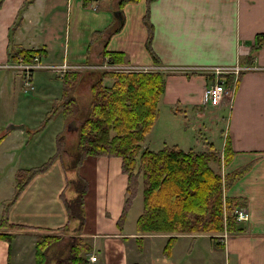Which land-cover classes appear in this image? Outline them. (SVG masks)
<instances>
[{
	"label": "crops",
	"instance_id": "crops-1",
	"mask_svg": "<svg viewBox=\"0 0 264 264\" xmlns=\"http://www.w3.org/2000/svg\"><path fill=\"white\" fill-rule=\"evenodd\" d=\"M146 10L157 62L145 45ZM258 34L264 35V0H119L118 4L116 0L2 1L0 64L17 63L21 56L13 53L22 48L40 49L39 62L46 64L66 60L72 64H96L104 49L123 51V63L142 68L155 65L168 68L159 110L164 107L172 112L177 106L191 111L206 105L204 88L214 73L188 67L247 66L237 74H223L225 79L231 75L233 82L236 80L232 82L234 93L230 106L223 107L228 109L223 147L228 139L233 150L226 172L238 166L243 168L237 179L224 189V195L234 197L238 201L236 205L247 206L250 218L239 222L242 228L230 234L185 232L176 234L170 241L169 233L137 232L136 219L141 208L132 221L127 216L120 228L117 220L127 194V176L121 169V158L88 157L80 171L89 183L83 203L86 218L81 236L91 246L84 255L88 259L91 254L97 256L90 264H264V43L254 48ZM33 61L32 58L26 62ZM62 71L55 73L56 78L65 73ZM93 71L83 72L79 82H84L86 73ZM27 73L31 76L30 68H0L3 104H19L21 78ZM33 75L32 81L36 83ZM41 86L48 93H58L50 83L46 86L37 82L35 90ZM31 107L37 112L42 109L40 105L28 106V112ZM5 123V127L0 124V155L5 151L3 145L12 139L15 142L30 137L29 125L23 120ZM36 123L37 117L32 119V125ZM9 124L15 126L8 127ZM166 143L179 147L184 144L180 138H171ZM256 143L262 144L259 151L253 149ZM63 165L57 159L46 171L36 173L13 201L16 168L12 167L6 179L0 168V182L7 181L0 195L6 204L2 205L0 200V220H6V232H14V236L0 238V264H13L14 251V258L19 260L22 233L54 230L67 222L61 194L72 198L74 190L64 189L66 179L73 178ZM18 224L29 227L16 229ZM3 230L0 228V232ZM139 239L141 246H138Z\"/></svg>",
	"mask_w": 264,
	"mask_h": 264
},
{
	"label": "trees",
	"instance_id": "trees-1",
	"mask_svg": "<svg viewBox=\"0 0 264 264\" xmlns=\"http://www.w3.org/2000/svg\"><path fill=\"white\" fill-rule=\"evenodd\" d=\"M2 1L0 0V4ZM123 1L125 0H121ZM147 15L148 10L144 15V22L148 27L145 45L157 62L151 47L152 26L147 21ZM118 19L120 23L123 22L122 17ZM263 43L264 35L258 34L254 48L257 49ZM40 51V49L22 48L13 54L20 55L25 61H30L33 55ZM103 55L108 56L109 63H120L124 52L104 49ZM70 72H73L72 75L76 78L82 74L80 71L68 73ZM68 73H65L64 77L68 81V86H71L73 84L70 82ZM166 75L167 72L160 68L102 70L91 84L89 104L78 107L76 116L68 115L67 121L78 120L80 150L76 154L73 153L74 158L71 162L62 163L66 168L76 167L87 155L121 158V169L127 176V194L117 220L120 228L131 208L139 177H141L142 210L136 219L138 233H169L168 240L172 241L179 233L216 234L222 230H238L242 226L235 221L233 215L238 201H235L234 197L225 196L224 189L237 179L242 167L234 172L222 173L211 164V161L219 156L216 152L184 150L176 144L151 150L143 142L159 117V101L165 90ZM105 76H110L112 79L106 80ZM232 80L233 77L228 75L225 83L230 85ZM232 155L233 150L229 140L226 139L221 153V162L230 163ZM55 157H59V154L50 156L39 166L17 169L16 191L12 201L36 173H42L52 165ZM71 182L74 183L77 194L72 198H64V205L68 213L78 217L83 224L85 222L83 193L87 184L82 178ZM5 221L0 220V228L5 231L0 232V238L14 236V232H6ZM15 227L18 229L29 226L18 224ZM55 235L54 232L38 235L35 252L38 264H46L48 245L52 243L48 241L57 238ZM71 238L72 245L66 254L68 260L73 264H90L89 259L84 255L91 250L86 238L80 235Z\"/></svg>",
	"mask_w": 264,
	"mask_h": 264
},
{
	"label": "rangeland",
	"instance_id": "rangeland-1",
	"mask_svg": "<svg viewBox=\"0 0 264 264\" xmlns=\"http://www.w3.org/2000/svg\"><path fill=\"white\" fill-rule=\"evenodd\" d=\"M97 1L99 0H96V2ZM118 1L119 0H116L117 4ZM95 5L98 7L97 4ZM124 56L122 57L123 59H121L120 63H114L129 65L123 63ZM107 59L108 56H104L102 52L100 58L97 59L98 61L96 62V64H72L67 60L59 64H46L42 62L37 63V59H34L33 62L24 61L23 64H26L30 68L31 76L29 75L30 77H28V82L25 76L24 78H21L22 91L19 104L11 106L9 104H3L2 98L0 97V124L1 127H5L7 124L5 123L6 121L23 120L26 125H29L27 128L30 129V132H28L30 137L28 136L15 142L12 141L16 139H12V141H9L7 144L3 145V149H5V151H3L0 155V168H2V170L4 171V179H6L10 175L12 167H15L17 171L18 168H29L32 165L34 167L39 166L47 159H49L50 156L56 153L59 154V157H55L54 161L59 159V162L68 164L73 160L74 154L78 153L80 150L79 135L77 130L78 120L73 121L74 123L70 125L71 120L67 121L68 115L76 116L78 114V107H82L83 105L86 106L87 104H89L92 92V82L98 78L102 70H110V68H107L106 66L107 64H109ZM18 64L19 63L16 62H6L5 64H0V68L16 70L24 67L23 64L22 66ZM157 66L158 65H155L154 68L158 69ZM188 68L196 69V67ZM62 69H66V72L62 71ZM87 69H93L94 71L92 74L86 73L85 81L81 83L79 82L81 77H77V79L76 77H74V75H72L73 72L68 73L69 71H80L83 73ZM172 69L178 70L180 68ZM60 70L62 71L61 73H68L67 75L70 79L71 84L73 85L68 86V81H66L64 77L65 73L60 78H56L55 73L57 71L59 72ZM162 70L168 71V68L165 67ZM16 73L19 74L18 71ZM32 75L36 83H33ZM105 78L106 80H109L110 78L112 79V77L110 76H105ZM37 82L40 84H46V86L48 85V83H50L53 90L56 89V92L58 93L56 95H54L53 93H48L49 90L42 89L43 86L40 87V90L36 91L35 85L37 84ZM226 85L227 92L223 93L222 100L219 104L213 105L209 102H206V105H203L202 109L194 108L191 109V111H189V108L184 109L182 107L176 106L175 111L172 110V112H169L167 108L164 109V107H161L160 115L156 121V125L154 123L155 127H153V125L151 127V129H153H150L151 133L147 134L146 139L144 138L143 142L145 146H147V148L151 150H158L164 145H168L166 141L171 142V138H180L184 142L183 147H181L184 150L192 149L196 152L204 150L208 152H216L219 156L217 157V159L211 161V164L215 169H219V171H221L222 173L226 172L229 167V163L225 164L221 162V150L223 147L225 135L227 134L226 121L228 116V109L223 107L225 105L228 107L230 106V100H232V96L234 93V91H232L234 90L233 85ZM27 89H29L28 92H26ZM227 100L229 102H227ZM33 105H40L42 106V109L37 112L38 110H34V108L31 107L28 112V106L30 107ZM36 117L37 123L32 125V119ZM14 131L18 132V130ZM26 138H28L27 143H25ZM21 141L22 143H19ZM146 142L149 146L146 144ZM261 148L262 144H253V149L255 151H259V149ZM52 151L54 152L52 153ZM92 156L97 155L85 156L76 167L66 168L63 165V169L65 168L67 170L68 175L73 178L72 180L82 178L86 182L87 187L83 193V200L85 198V194L87 193L89 183L88 180L80 172L81 166L84 164L86 158ZM238 167L240 168V166ZM238 167L234 168L232 172H234ZM72 180L66 179L64 189L67 190L68 187L73 188V195L76 196L77 191L74 183L71 182ZM141 181V177H139L138 188L132 199L131 209L127 213V216H130L129 221L135 219V217L138 215L137 211L141 210L142 208ZM6 187L7 181L0 182V195H2V190ZM64 198L65 197L62 192L61 199L63 203ZM0 200H2V205H4V199L0 197ZM240 206L241 205H237L234 208H239ZM241 207H245L248 209L250 218L249 208L244 205ZM83 211L85 215L84 207ZM67 214V222L65 224H62L61 226H58L54 230L47 229V231H35V233H22L20 239L23 238V240H21L23 243L20 242V244L22 245H20V249L18 250L19 260L14 258V251L12 253L13 264H38L35 257L36 243L38 240V235L44 232H54L56 234L55 236L57 237L55 239H49L48 241L52 243L48 245V250L46 253V255L48 256V260L46 264H59V262L62 260L64 261L60 264H73V262H70L68 260L69 258L68 256H66V254L68 253L69 247L72 245L73 239L71 237L77 235L81 236L82 230L84 229V223L82 224L78 217L70 215L68 211ZM84 218H86V215ZM221 232H229V234L232 233L231 231L226 230H222ZM141 234H152V232H143ZM139 242L142 243V240L139 239L138 241V246H141ZM60 249L62 251H60Z\"/></svg>",
	"mask_w": 264,
	"mask_h": 264
},
{
	"label": "built area",
	"instance_id": "built-area-1",
	"mask_svg": "<svg viewBox=\"0 0 264 264\" xmlns=\"http://www.w3.org/2000/svg\"><path fill=\"white\" fill-rule=\"evenodd\" d=\"M17 63H19L18 65L22 66L24 61L19 59ZM23 66L24 68H29L26 64H23ZM106 66L107 68H110V69H127V68H132V67H138V66H132V65L115 64V63H109ZM154 67L155 66H144V68H148V69L154 68ZM157 67L160 68L161 65ZM195 67L196 69H204V70L214 73L212 80L209 81L208 84L204 88V102H209L213 105L219 104L222 100L223 93L227 92V87H226L227 85L225 83L226 79L223 76V74L229 73V72L237 74L238 71L244 68H247V66L239 65V64H233V65L213 64V65H203V66H195ZM28 77H29L28 75L25 76L27 82H28ZM235 81L236 80H234V82ZM233 215L235 216V219L237 221H246L249 219V211L245 207L240 206L239 208H235L233 210ZM95 258H96L95 255L91 256V259H95Z\"/></svg>",
	"mask_w": 264,
	"mask_h": 264
},
{
	"label": "water",
	"instance_id": "water-1",
	"mask_svg": "<svg viewBox=\"0 0 264 264\" xmlns=\"http://www.w3.org/2000/svg\"><path fill=\"white\" fill-rule=\"evenodd\" d=\"M73 121H74V120H71L70 125H71L72 123H74ZM10 126H15V125H14V124H9L8 127H10ZM19 127H20V128H23V125H19ZM75 128H76V126H75Z\"/></svg>",
	"mask_w": 264,
	"mask_h": 264
}]
</instances>
